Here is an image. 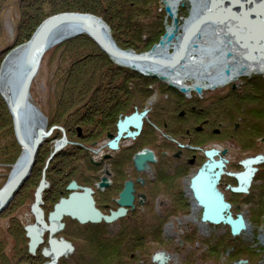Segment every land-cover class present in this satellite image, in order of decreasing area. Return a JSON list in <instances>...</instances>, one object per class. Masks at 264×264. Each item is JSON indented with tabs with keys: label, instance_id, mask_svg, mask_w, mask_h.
I'll return each instance as SVG.
<instances>
[{
	"label": "flooded vegetation",
	"instance_id": "af4514ba",
	"mask_svg": "<svg viewBox=\"0 0 264 264\" xmlns=\"http://www.w3.org/2000/svg\"><path fill=\"white\" fill-rule=\"evenodd\" d=\"M133 71H111L106 84L100 82L90 87V100H79L75 104L72 113L78 122L74 127L79 139L77 142L68 136L70 125L62 120V134L55 145L64 139L65 143L61 146L64 149L61 151V147L56 149L55 146L52 158L47 162L50 165L55 161L52 167L56 168L54 172L57 178L53 180L50 174L47 175L51 171L46 173L47 167L45 168L38 187L25 198L26 202L31 200L27 208L28 217L25 218L27 223L21 220L15 225L16 232H24V237L22 232L16 233L19 249H26L30 257L47 259V264L57 252L59 256L53 264L74 263V256L78 251L82 256L87 252L85 244L91 249L101 250L102 254L116 251V256L119 257L121 252L133 248L132 241L146 238L145 235H140L143 230L135 229L138 220L142 228L146 227L142 223L144 216H185L191 210L200 208L201 219V197L196 192L193 178L204 163L210 161L211 151L216 152L212 154L215 160L224 159L216 189L230 204L232 216H244L242 213H235L239 206L234 204L236 198H253L258 194L254 187L262 180L256 182L252 179L246 192L231 190V187L237 186L238 181L230 174L243 170V166L240 162L239 166H235L226 160L228 150L225 146L228 137L233 138L239 146L235 135L242 121L237 117L239 122H233L230 129L229 122L234 119H228L225 106H221L228 95L226 89L203 92L202 88L197 93L193 89L195 85H185L189 90L183 92L180 86L170 84L156 75ZM199 86L202 87L200 84ZM232 89L235 87L232 86ZM263 142L264 137L261 140ZM75 149V171L71 167L60 175L64 164L63 155L60 154L72 153ZM147 151L151 152L152 160L140 158V164L137 165L136 156L146 154ZM260 155L264 158V152ZM35 161L36 156L33 165ZM262 163L264 161L256 164V173ZM228 168L231 169L230 172ZM26 179L14 192L13 198L21 191ZM42 181L46 185L40 193V199H37L36 192ZM71 194H75L76 203L61 213H56V218H51L55 205ZM55 196L59 197L53 202ZM89 198L101 216L115 217L110 221L100 218L82 222L80 218L84 216H96L95 212H85L91 211ZM70 212L75 215L71 216ZM37 216L42 217L45 227L39 223ZM161 223L159 217L153 227L155 233H159V241L164 239L161 235ZM28 227L31 229L27 230ZM192 230L190 228L187 231L189 236L181 235L182 246V238L190 237ZM36 232L41 233L42 240L32 253L29 249L30 233L35 238ZM197 235L199 247L204 249V239L209 235ZM117 244L120 248L116 250ZM175 248L177 249L176 245ZM44 250L50 254L45 255ZM91 257L95 259L97 255L95 258ZM123 262L130 264L128 260ZM110 264H121V259L115 258L113 262L112 258Z\"/></svg>",
	"mask_w": 264,
	"mask_h": 264
},
{
	"label": "rangeland",
	"instance_id": "374dc122",
	"mask_svg": "<svg viewBox=\"0 0 264 264\" xmlns=\"http://www.w3.org/2000/svg\"><path fill=\"white\" fill-rule=\"evenodd\" d=\"M28 1L29 0H0V51L4 50L2 55L0 56V71L3 62L5 61L7 56L15 49L24 46L28 41L27 40L23 43H19L13 47L7 48V46L11 43L14 38L16 28L15 26L19 18V10L20 8H23L24 5H27L26 3ZM151 3L156 4V8L154 7L156 13L155 11L152 12L153 15H159L162 13L164 14L163 18L161 17L160 19V26L158 23H156L158 24L157 27H161L163 30V33L161 34L162 36L166 31L167 25H170V27L172 28V20L168 18L164 11L163 0H151ZM93 5L94 4H92V6ZM44 6V10L48 11L49 7L46 5V3ZM190 9L191 5L189 2L180 3V5L178 6V10H176L177 12L175 13L178 25H182L184 23V20L190 16ZM65 12L78 11L71 10ZM88 14H91L101 19L102 22L107 26L111 34V23L106 20L103 13ZM48 17L49 15L46 16L45 19ZM151 17L152 16H149L147 17V20L145 19L146 23H150L149 19H151ZM44 20L42 19L41 21L43 22ZM108 22L110 23L109 25ZM151 25L152 24H150L149 26ZM37 27L34 29V32L36 31ZM151 28L153 29L154 27ZM177 32L183 34L182 29L178 30ZM83 37L84 36L81 35L78 37H73L71 39H68L69 41L67 40V44L64 42L59 46L57 45L51 47L48 51H46L41 60L38 72L32 81L29 91V102L33 105L34 110L39 114V116L45 120V130L49 131L50 129H52V127L54 128L49 132V135L45 138V141L43 142L42 146L39 148L35 155L37 164H40V167L44 165V169H40L39 171L36 170L34 172H31V170L29 172V178H27V181L23 183V186L21 188L22 192L19 191L14 198L12 196L6 206L0 211V264H46L47 259L30 257L28 252L26 253L24 250L21 251L19 249V244L16 240V233H20L22 231L16 232L15 225L21 220L24 221L23 223H27L25 218L28 217L27 208L31 204V200L26 202V195L30 194V192H33L35 188L38 187L42 179L41 175L45 171V166H47L48 160L52 158V153L54 152L56 146L55 144L60 139V136L56 134L60 132V128L62 127V120H65V117L68 116L67 121L69 120V123L67 124L70 125V131L68 130V136H70V138H72L74 142H77L79 140L78 137L75 135L73 129V127L77 126L76 124H78V122L75 121L76 116L74 115V113H72L73 106H70L68 104L61 105L57 108L55 116H51V109L53 104L52 102H54L55 100L64 99V97L60 98L58 93H60L61 86L63 85L62 76L66 72L63 71L66 67L68 68V63H71V53L73 52V49L71 47L77 45L74 50L80 49L82 53H88V51H92L93 49V47L85 39H83ZM111 37L114 40L112 34ZM144 37L145 36L143 35L142 38ZM158 41L154 44H157ZM114 42L116 43L115 40ZM63 44H66L65 48L62 47L64 46ZM119 45L117 44V46ZM121 45V47H125L129 44L128 41L121 40ZM120 46L119 48L122 50H132L121 48ZM68 81L69 78L68 80H66V82ZM66 82L64 83V86H66ZM196 84L198 83H195L194 78H188L187 86L190 87ZM200 84L205 85V82L200 81ZM232 86H234L235 89H232ZM262 87H264V73L253 72L249 75H242L236 80L229 81L226 84L217 85L214 88L205 87V89L203 90V92H212L217 91L221 88L226 89L228 95L226 97L225 103L221 104V106H225L226 111L238 108L239 111H241L242 113L237 114L241 121L244 118L243 116H245V121L240 122L241 127L235 135L238 141L241 137L243 138L241 143L238 144L239 146L235 144L233 138H227L228 141L225 147L228 151L225 157L226 160H228L229 163L232 165L239 166V162H241L244 158L261 154L264 152V142L261 143V140L264 137V92H262L261 90ZM0 101H3L4 104H6V107H3V116L7 117L8 114L10 115L12 128V133L10 135H8V133L6 132L2 133L4 135V138H2L3 135L1 137L0 134V144L4 142H13L15 146L14 150H12V154L14 153L15 156L14 161L10 164H4L0 161L1 189L3 185L7 182L12 168H14L15 164L21 157L22 147L18 143L17 138L15 136L12 115L9 111L6 100L1 94V91ZM48 118L51 120H49ZM236 121L239 122L238 120H232L231 122H229L231 126L230 129L234 125L233 122ZM251 125H254L255 128L259 129V131L253 132ZM63 149L64 148L61 147L60 150L62 151ZM74 152H76V149L73 150L72 153H67L65 155L60 154L63 155L64 160L62 170L59 173L60 175L66 173L65 170H67L69 167H72L73 169L74 164L77 163V160L75 161L74 159ZM39 154L40 156L38 158ZM259 167V171L255 174L253 178V180L256 182L257 180H262L260 184H257L254 187L256 189L255 191L258 194H256L253 198H236L234 201V204L239 205L238 207H236L237 209L235 210V213H242L244 215L243 217L246 221V224H248L249 226L248 229H245L239 235H236L239 236L237 237V239L241 238L242 242L240 244H244L243 249L239 248V246L234 245L228 248L226 253H219L218 257H211V255H209V252L206 257L204 256V258H202L201 254L204 249L202 246L199 247V241L190 240L188 238H182L184 239L182 246V244L180 243L182 241L180 237L182 234H185L187 231H189L190 228H195L197 234L209 235L207 237H210L211 234L221 235L225 231L226 235L228 236V228L225 225L222 224L216 226L210 225L206 222H202L200 219L201 210L200 208H195L194 210H191V213L185 216H144L142 219L145 220H142V223L143 225L146 224V227L142 228L140 226L141 224L139 223V220L137 221L139 224L137 223V226L134 225V227L136 226L135 229L137 231L143 230L140 231L141 236H146V231H148L151 226L154 227L155 222H158V219L160 217L162 222L161 235L164 238L162 241L153 238L151 234L148 235L147 233L148 237L143 240L141 239L132 241L131 245L133 248H131L130 250L127 249L128 251H125L126 253L121 252L119 257L116 256V251H110L111 253L109 254H102L103 252L101 250L95 248V250L91 249V247L85 244L84 248L87 249V252L84 254V256H82L80 252V255L82 257L80 258L78 251L76 257L72 254V257L74 256V263L67 264H110V260L112 258L113 262L115 258H120L121 264H124V260H128L130 264H160L159 260L155 259L156 255L162 256L161 258L164 264H241L245 261H242L240 259L244 258H249L251 260V264H264V163L260 164ZM230 168H228V172L231 171ZM72 171H75V169H73ZM21 193H23V196L21 195ZM64 196L65 194L62 197ZM58 197L59 196H55V200H53V202H56L58 200ZM23 233L24 232H22V236ZM20 242L22 241L20 240ZM120 244L122 247V251H124L122 243ZM175 245L178 247L177 249L175 248ZM231 245H233V243H231ZM118 248L120 247L117 244V247L115 249L117 250ZM236 248H238V251L240 250L241 252L232 254V251H235ZM186 254L189 255L188 258ZM96 255L97 257L95 258ZM91 256H93L95 259H93Z\"/></svg>",
	"mask_w": 264,
	"mask_h": 264
},
{
	"label": "water",
	"instance_id": "95a60500",
	"mask_svg": "<svg viewBox=\"0 0 264 264\" xmlns=\"http://www.w3.org/2000/svg\"><path fill=\"white\" fill-rule=\"evenodd\" d=\"M194 1L198 2L200 0ZM244 8H246V13L249 14V11L252 9L258 10V8H264V0H255L254 2L252 0H210L208 3V7L204 11V13L200 14V16L192 22L188 30H183V35L180 42L181 48L184 49V46H187L189 37H191L190 34L194 29L197 30L201 25L205 23L212 25L222 24L223 19L221 17L223 16L220 15L224 12V10H231V12L234 13V16L241 15L242 13L244 15ZM164 11L166 15L172 20V31H168L166 28L165 33L161 36L158 43L154 44L150 48V50L142 53H136L132 50L126 51L120 49L112 39L107 26L102 22V20L88 13H58L49 16L37 27L36 31L32 34L30 39L25 44V48L22 53V61L20 63L22 66V75L15 85V92L13 95L9 96L8 100H6L9 111L12 115L15 136L18 143L22 147L21 157H25V164L21 169L19 168L20 170H18L17 172H14L15 168H12L7 182L0 189V211L6 206L9 199L12 198L14 192L28 177V174L34 162L35 154L44 139L49 135V132L51 130L50 129L49 131H46L44 126H40L34 133H29L26 132L27 130L25 128L24 122L26 116H28L29 113L28 108L34 110L33 105L29 102V91L32 81L38 72L44 54L53 45V42L57 36V34H55V31L65 27H76L80 30L78 34H86L98 45V47L103 52H105L118 65H120L121 63H118L117 60H119L120 62H124L125 64L127 63V66L131 67L132 70L138 71L139 73L145 75H156L162 80H167L170 84H175L172 80L169 79L168 74H163L161 70L168 67L169 71H171V69L176 65V63L181 60L182 57L180 56L177 59H174L175 57L172 58V56L171 59L160 58L153 53L158 46L171 44V40H173V38L176 40L178 38L176 36L179 28L177 24V18L173 16L172 10L168 5L164 4ZM220 11L221 14L219 13L218 15V12ZM249 26H251V24H249L248 26L245 25V28L248 31L250 30ZM261 28L263 30L262 34L264 35V25H261L259 29ZM74 36L75 34H68L64 37V39H70ZM237 44H239V46L241 47H245L249 54L252 52L250 46H247L244 43L242 44L238 39ZM192 46L196 47V44H193ZM248 53L245 55L246 60L255 61L260 57L257 55L249 57ZM136 63L144 65V68L142 70L137 69L135 66ZM224 73L226 75L229 74V69H224ZM180 89L183 92H187L189 90L188 87L184 86H180ZM193 89L197 93H200L202 87L199 85H195L193 86ZM63 143H65L64 139L60 141V143L56 146V149L60 148ZM213 153L216 152H210V161L205 162L204 165L199 169L196 176L193 178L196 192L198 196L201 197L199 203L203 208L201 221L209 222L212 224L228 225L230 227L232 235L236 236L246 229V221L241 214H238L237 216L231 215L230 204L224 200L222 194L216 189V183L224 166V159L215 160L212 157ZM140 158H142L141 160L145 158L152 160V154L150 151H147L146 154H138L135 158V162L137 165L140 164ZM262 161H264V158L260 154L242 160L240 164L243 166V170L230 174L234 176L238 181L237 186L231 187V190L235 192H246L257 171L256 164H259ZM45 185V182L42 181L36 192L37 199H40V193ZM74 195L75 194H71L68 198H62L59 203L55 205V212L51 213V218H56V213L59 214L66 208L72 207L77 201ZM91 205L92 200L90 199L89 206L91 207ZM85 212H95L96 216H84V218H80L82 222L86 221L87 219L99 220L100 218H104L106 221H110L115 217L101 216L98 211L94 209L93 205L91 207V211L86 210ZM70 213L71 216L75 215V213ZM37 218L42 227H45V223L42 217L37 216ZM33 227L36 228L35 225ZM30 229V227L27 228V230ZM40 234V232H36V237L34 238V236L30 233L31 240L29 242V249L32 253L36 249L37 244L42 240ZM44 254L48 255L50 254V252L44 250ZM58 256L59 253L55 252L53 254V260L47 264H53ZM161 257V255L155 256V259L159 260L160 264L163 263Z\"/></svg>",
	"mask_w": 264,
	"mask_h": 264
},
{
	"label": "trees",
	"instance_id": "16d2710c",
	"mask_svg": "<svg viewBox=\"0 0 264 264\" xmlns=\"http://www.w3.org/2000/svg\"><path fill=\"white\" fill-rule=\"evenodd\" d=\"M45 3L49 7L48 11L44 10ZM26 4L27 5H24V7L20 8L19 10V18L15 26L16 28H15L14 38L11 41V43L7 46V48L13 47L19 43H23L24 41L29 40L32 33L34 32V29L42 22L41 21L42 19L43 20L45 19L46 16L58 14L60 12L71 11V10L83 12V13H92V14L103 13L106 20L111 23V34L114 40L116 41V43L118 45L119 44L121 45V40L128 41V44L130 46L129 45L125 47H121L122 45L119 46L121 48H125L128 50L132 49L136 53L149 50L150 47L159 40L161 34L163 33L162 28L157 26L158 24L160 26L161 23L160 19L161 17L163 18L164 14L162 13L159 15L158 14L153 15L152 12L155 11L154 7L156 8V4L151 3V0H29ZM92 4L94 5L92 6ZM149 16H152L151 19H149L150 23H146L145 19L147 20V17ZM109 22L108 25L110 24ZM150 24L152 25L149 26ZM151 27L154 28L152 29ZM0 30H1V26H0ZM143 35L145 36L144 38H142ZM81 36H84L83 39H85L93 47V49L92 51H88V53H82L80 49L74 50L77 45L71 47L73 49V52L71 53L72 55L71 63H68L69 65V66L67 65L68 68L66 67L65 70L63 71L66 72L62 76L63 85L61 86L60 93H58L60 98L64 97V99L55 100L54 102H52L53 104L51 109V116L56 115L57 108L60 107L61 105L68 104L74 107L79 100H84V101L90 100L91 98L90 95L92 91L90 87H92L93 84H98L100 82L106 84L111 74V71L126 70V71H131V73L133 71L132 69L117 65L86 34L84 35L81 34ZM68 41L66 40L63 41L62 43L65 42L67 44ZM66 44H63L64 46L62 47L65 48ZM3 51L4 50L0 51V56L2 55ZM68 78L69 81L66 82ZM65 82H66V86H64ZM261 90L262 92H264V87H262ZM3 107L5 108L6 104H4L3 101H0L1 137L3 135L2 134L3 132L8 133V135L12 133L10 115L8 114L7 117L3 116L4 115ZM229 111H227L228 119L231 118L236 120V118L238 117L237 114L238 113L242 114L238 108H234ZM243 117H242L243 118L242 121H245L244 120L245 116ZM65 118H66L65 119L66 122L69 123V120L67 121L68 116ZM252 131L258 132L259 129L253 127ZM61 134L62 131L60 130V132H58L56 135L61 136ZM2 138H4V135ZM242 140L243 138L241 137L240 140L238 141L239 144L241 143ZM14 148L15 146L13 142L11 143L4 142L0 144V161L3 162L4 164L12 163L15 159L14 153L12 154V150H14ZM39 156L40 154L38 155V158ZM54 163L55 161L51 162L50 165L45 166L47 167L46 173L48 171H51L48 172L47 175L50 174L53 180L57 178L56 173L54 172L56 168L52 167ZM43 167L44 165L40 167V164L38 165L36 160L31 172L44 169ZM70 168L71 167H69L68 170H70ZM44 172L42 173L41 176H43ZM210 225L218 226L222 224L210 223ZM225 226L228 228V232L230 233V235L228 233L227 236L225 231L221 235L211 234L210 237L204 239L205 248L201 254L202 258H204V256L206 257L209 252H210L209 255H211V257L213 256L218 257L219 253H226L227 249L234 245L239 246V248L241 249L244 248L243 247L244 244H240L242 242L241 238L237 239V237L239 236L232 235L230 227L228 225ZM147 233L148 235L151 234L153 238L160 240L159 233L158 232L155 233L153 226H151L148 229V231H146V237H148ZM185 234L186 236H189L190 233L186 232ZM197 236H198L197 231L195 228H193V230L191 231V236L188 237V239L196 240L198 239ZM231 243H233V245H231ZM24 251L27 253L26 249H24ZM238 252L240 253L241 251L240 250L238 251V248H236L235 251H232V254ZM104 254H108V252H105ZM186 256L188 258L189 255L186 254ZM240 260L245 261L241 264H251V260L249 258L248 259L244 258Z\"/></svg>",
	"mask_w": 264,
	"mask_h": 264
},
{
	"label": "bare ground",
	"instance_id": "6f19581e",
	"mask_svg": "<svg viewBox=\"0 0 264 264\" xmlns=\"http://www.w3.org/2000/svg\"><path fill=\"white\" fill-rule=\"evenodd\" d=\"M210 0H163L165 5H168L172 10L173 16L178 10V6L181 2H189L191 5L190 16L184 20L182 25H178V30H188L192 22L197 19L200 14H203ZM253 2L255 0H252ZM252 9V8H251ZM245 10V8H244ZM243 12V10H242ZM245 10L238 16H234L231 10H224L218 12L223 19L222 24L212 25L203 24L197 30L191 32L187 46L184 49L181 48L180 42L182 33L177 32V40L173 38L171 44H164L158 46L153 52L160 58H172L177 59L182 57L181 60L169 71V68L162 69L163 74H168L170 80H172L178 86L187 85L188 78H194L195 83L200 84V81H204L205 85L202 88H214L217 85L226 84L229 81L236 80L240 76L249 75L250 73H264V35L261 25H264V8L252 9L249 14ZM236 13V11H235ZM260 13V14H259ZM217 15V13H216ZM215 16V15H214ZM169 18V17H168ZM171 19V18H170ZM262 23V24H261ZM251 24L250 30L245 28V25ZM173 28L167 25V30L172 31ZM231 29V31H230ZM80 30L76 27H65L55 31L57 34L52 47L59 45L63 41L64 37L68 34H78ZM74 36V37H75ZM237 39L243 44L250 46L252 52L249 54L245 47L237 44ZM196 44V47L192 45ZM25 48L21 46L11 52L5 61L3 62L0 71V91L5 100H8L9 96L14 94V88L22 75V53ZM248 53L249 57L254 55L260 56L258 60H246L245 55ZM119 66L126 67L124 62ZM117 64V63H116ZM118 65V64H117ZM137 69H143L144 65L139 63L135 64ZM151 67V66H147ZM154 68V67H152ZM229 69V74L224 73V69ZM201 85V84H200ZM187 87V86H186ZM29 109L28 116L25 118L26 132L34 133L38 127L45 126V120L40 117L36 111ZM31 131V132H30ZM28 134V133H26ZM25 164V157L22 156L15 165L14 172L20 170ZM20 168V169H19ZM249 226L246 224V229Z\"/></svg>",
	"mask_w": 264,
	"mask_h": 264
}]
</instances>
